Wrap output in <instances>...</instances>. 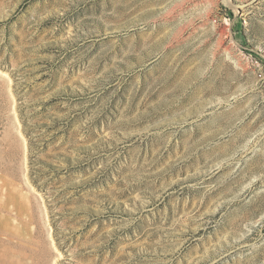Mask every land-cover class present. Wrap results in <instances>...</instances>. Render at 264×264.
<instances>
[{
  "label": "rangeland",
  "instance_id": "obj_1",
  "mask_svg": "<svg viewBox=\"0 0 264 264\" xmlns=\"http://www.w3.org/2000/svg\"><path fill=\"white\" fill-rule=\"evenodd\" d=\"M55 250L264 264V0H0V264Z\"/></svg>",
  "mask_w": 264,
  "mask_h": 264
},
{
  "label": "bare ground",
  "instance_id": "obj_2",
  "mask_svg": "<svg viewBox=\"0 0 264 264\" xmlns=\"http://www.w3.org/2000/svg\"><path fill=\"white\" fill-rule=\"evenodd\" d=\"M53 240H54V239H53ZM53 240H52V241H53ZM53 247L57 250V246L54 245ZM54 248H53V249H54ZM56 250H55V251H56ZM58 250H59V249H58ZM41 251H42V248H41ZM56 252H57V251H56ZM42 254H43V258H44V259L42 260V264H50L49 257L46 256L45 252H43ZM61 257H62V254L59 253V251H58V252H57V256L54 257V262H53V263H54V264H59L58 261H59V259H61Z\"/></svg>",
  "mask_w": 264,
  "mask_h": 264
}]
</instances>
